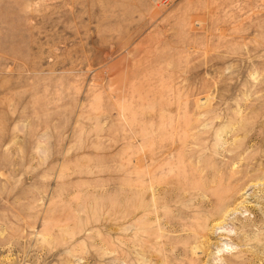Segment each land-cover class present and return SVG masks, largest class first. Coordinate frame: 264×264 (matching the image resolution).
<instances>
[{"label": "rangeland", "instance_id": "374dc122", "mask_svg": "<svg viewBox=\"0 0 264 264\" xmlns=\"http://www.w3.org/2000/svg\"><path fill=\"white\" fill-rule=\"evenodd\" d=\"M0 264H264V0H0Z\"/></svg>", "mask_w": 264, "mask_h": 264}]
</instances>
